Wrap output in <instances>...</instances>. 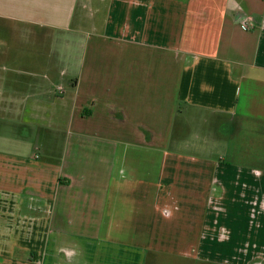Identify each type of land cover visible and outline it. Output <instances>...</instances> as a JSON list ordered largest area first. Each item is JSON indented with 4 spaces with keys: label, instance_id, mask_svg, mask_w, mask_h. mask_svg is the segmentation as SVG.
<instances>
[{
    "label": "crops",
    "instance_id": "0c3cea01",
    "mask_svg": "<svg viewBox=\"0 0 264 264\" xmlns=\"http://www.w3.org/2000/svg\"><path fill=\"white\" fill-rule=\"evenodd\" d=\"M4 21L80 33L87 44L83 72L71 79L76 130L63 152L0 153V264H129L133 250L126 254L120 241L127 220L132 239L199 241L198 264H264V0H0ZM26 82L17 88L22 99L0 76L5 112L45 108L29 98L39 94ZM144 85L165 87L167 102L158 109L154 100L150 107L134 101ZM81 86L88 104L78 107ZM93 109L103 113L107 135L87 132ZM155 112L168 113V152L146 149L138 130L158 121ZM23 122L43 123L28 115ZM207 129L210 151L201 145L210 143ZM179 144L196 152H176ZM156 169L181 176L183 192L204 198L166 202L160 221L127 217L118 207L128 202L119 197L125 175ZM135 249L147 264L150 251Z\"/></svg>",
    "mask_w": 264,
    "mask_h": 264
},
{
    "label": "rangeland",
    "instance_id": "374dc122",
    "mask_svg": "<svg viewBox=\"0 0 264 264\" xmlns=\"http://www.w3.org/2000/svg\"><path fill=\"white\" fill-rule=\"evenodd\" d=\"M11 21L0 22V25H10L14 31L4 32L1 29L0 32V49L4 55L1 59L4 63L0 64V76L4 78L7 82L4 88L8 92L16 94L17 88L22 81L27 79V82L22 85V87H27L31 92L38 93L39 95L32 94L29 98L38 97L46 102L45 108L37 113H23L20 109L19 111L10 110V112H5L4 105L0 103V153H21V154H54L62 153L63 148H66L65 140L70 137L76 130L71 128L74 121V110L70 109V102L75 96L76 89L71 85L73 82L71 79L74 76H81L84 68V59L86 55L85 46L87 44V37L80 33H70L69 31H55L54 29H38L36 27H25L20 29L19 24ZM18 28V29H17ZM94 55H98L94 53ZM99 56V55H98ZM160 71V68H158ZM168 73L167 69H162L161 72ZM32 74H38L37 76H32ZM8 77V78H6ZM33 81V82H32ZM82 87V86H81ZM91 90L92 86H87L86 89ZM142 90L132 97L134 101L144 102L147 107H150L149 103L154 104L159 109V107L165 104L167 101L163 99L165 94V87L160 89L161 93L157 91H146L147 86L140 87ZM84 87H82L78 98L80 106H86L85 103L87 96H85ZM146 92V93H145ZM84 93V95H82ZM20 98H24L21 92H17ZM16 97H9L12 101H15ZM58 98L61 99L59 102ZM132 98H128L132 99ZM1 97L0 100H3ZM64 101H63V100ZM114 99H116L114 97ZM132 99V100H133ZM72 107V106H71ZM93 115L95 112L96 118L92 121L86 120L87 132L90 136H96L98 134L107 135L109 129L101 128L103 121V113L100 110L95 111L93 109ZM114 112V113H113ZM112 115L115 118L118 115V119L122 120L120 113L113 111ZM158 121L152 123L151 127H139V131L142 136L148 139V146L146 149H152L161 152H168V113L155 112ZM38 117L43 121L41 125H32V122L27 124L23 122L25 116ZM78 117V112L76 113ZM23 117V119H22ZM82 124V123H81ZM84 122L81 126L85 128ZM105 126V125H103ZM129 131V128H127ZM207 146L202 142V146L207 148L208 151L211 150L213 146V136H210V129L206 130ZM158 138L153 146H150L151 139ZM203 135L201 136L202 139ZM160 139V140H159ZM38 146V147H37ZM41 149V152L36 151ZM180 153H194L196 152L193 146L180 145ZM44 158L45 156L42 155ZM168 172V171H167ZM164 170L156 171L151 175H141V176H127L125 175L126 183L128 184L125 188V192L119 193V197L124 198L128 202L124 203L123 200H118V207L122 209L124 207L127 217H133L134 220L137 218H142L146 220L160 221L163 217L164 206L166 202L171 203V206H177V203L181 200H202L204 198V193L201 192H183L185 182L181 176H171L168 177V173ZM129 180H135L131 182ZM136 185L135 190L132 189L133 185ZM174 187L171 189V187ZM186 186V190H187ZM137 191V192H136ZM0 197L1 194H0ZM141 202V207L137 208L135 202ZM208 198H205L207 200ZM162 202V204H161ZM175 208H171L172 212H175ZM187 212V210L184 208ZM182 211V208L178 209L175 213L177 215ZM134 212V214H133ZM140 212V214H137ZM185 216V215H183ZM182 216V217H183ZM133 220H127L123 226V232L128 233L126 239L120 240L125 244L126 254L130 253L129 264H139V258L141 257V252L136 251L135 248H144L150 251L151 255L147 258V264H198L196 252L197 244L199 241L188 240L184 241L181 239H169L164 241L163 239H146L141 235V239H132L130 232H132L133 224L128 226ZM188 244V245H186ZM195 245V246H193ZM193 247V248H191ZM129 248V249H128ZM162 248V249H158ZM196 248V249H194ZM166 249L170 250L169 253ZM192 253L193 255L189 258H194L192 260L187 259V255L183 254V250ZM136 251V254H135ZM142 251V250H141ZM185 254V253H184ZM142 258V257H141Z\"/></svg>",
    "mask_w": 264,
    "mask_h": 264
},
{
    "label": "built area",
    "instance_id": "2783aa9c",
    "mask_svg": "<svg viewBox=\"0 0 264 264\" xmlns=\"http://www.w3.org/2000/svg\"><path fill=\"white\" fill-rule=\"evenodd\" d=\"M243 29H246V24L242 26Z\"/></svg>",
    "mask_w": 264,
    "mask_h": 264
}]
</instances>
